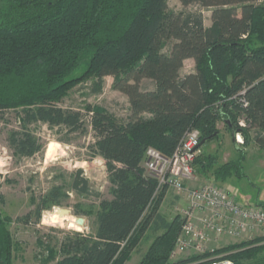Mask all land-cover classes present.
<instances>
[{"label": "trees", "instance_id": "trees-1", "mask_svg": "<svg viewBox=\"0 0 264 264\" xmlns=\"http://www.w3.org/2000/svg\"><path fill=\"white\" fill-rule=\"evenodd\" d=\"M178 1L210 11V26L201 13L169 11L166 0H0V122L14 113L18 126L8 133L9 150L17 159L41 154L44 144L31 130L39 124L63 134L62 144L91 131L87 149L104 161L110 185L106 199L77 170L17 219L37 223L44 211L66 206L70 193L97 202L95 210L73 206L75 216H93L92 232L64 242L57 264H126L148 233L154 237L138 264H204L213 257L242 264L264 249L262 237L169 261L180 225L158 213L166 190L155 194L157 182L142 167L146 150L169 157L192 129L208 142L219 123L237 132L244 118L245 145L264 151V0ZM187 60L194 71L182 74ZM106 77L128 99L124 122L91 106H60L89 80L100 93ZM235 168L220 167L216 180L239 177ZM7 222L0 213V264L13 259Z\"/></svg>", "mask_w": 264, "mask_h": 264}, {"label": "rangeland", "instance_id": "rangeland-1", "mask_svg": "<svg viewBox=\"0 0 264 264\" xmlns=\"http://www.w3.org/2000/svg\"><path fill=\"white\" fill-rule=\"evenodd\" d=\"M166 3L169 11L175 13H201L205 27L210 25V11L198 5L183 6L178 0H166ZM189 68L190 62L184 63L182 74L188 72ZM93 82L89 80L71 89L60 106L80 111H85V106H91L124 122L128 116L129 103L125 95L112 88L113 78H104L102 89L96 94L91 91ZM142 85L143 89L149 88L151 83L144 81ZM5 122H0V213L8 220L7 229L13 244L12 264H57L61 259V245L64 242L75 234L86 236L92 232L93 216H75L73 206L80 204L82 210L93 206L95 210L97 202L93 198L78 197L70 193L66 206L61 208L69 210L70 215L64 216L62 221L51 218L52 214H57L58 208L44 211L37 223L32 216L28 219V224L18 222L17 219L24 218L34 210V199H38L52 185L64 182L61 178L68 181V177L77 170L83 172L93 190L108 199L110 185L104 161L90 155L87 149L94 141L91 131L85 135H73L69 139L70 143L62 144L58 140L64 138L63 134H55L42 124L31 128L44 144L42 153L28 159H17L7 145L9 131L18 128L15 114H7ZM217 128V137L205 142L196 157L194 168L199 181H217L218 186L234 195L240 203L264 204V151L257 148L252 141L245 145L243 136L242 143L234 142L232 145L230 132L223 124L219 123ZM254 133L255 131H250L251 138ZM227 164H235L234 171L239 175L228 178L231 191L225 185L219 184L227 179L218 181L215 178V172ZM192 187L194 185L188 186ZM185 207V195L178 196L172 191H166L158 213L168 222H173L176 218L178 221V215ZM77 219L82 220V225ZM74 227L78 231H74ZM148 237V240L140 243L126 264L139 263L154 236L148 233ZM243 241L222 238L211 249L217 250ZM193 257L196 256L185 254L177 260ZM173 260L176 261L169 255V261ZM242 264H264V249L255 259Z\"/></svg>", "mask_w": 264, "mask_h": 264}, {"label": "built area", "instance_id": "built-area-1", "mask_svg": "<svg viewBox=\"0 0 264 264\" xmlns=\"http://www.w3.org/2000/svg\"><path fill=\"white\" fill-rule=\"evenodd\" d=\"M236 126L234 140L235 144H240L241 130L250 126L244 118L237 119ZM200 138V132L192 129L171 156L164 157L148 148L142 163L145 174L157 182L156 195L163 189L178 196L185 195L186 207L178 215L180 231L170 253L171 259H176L173 263L185 254L213 253L211 246L222 238L246 242L264 237V204L240 203L216 183L199 181L194 163L200 150ZM190 185L194 187L188 188ZM204 264L234 263L213 257Z\"/></svg>", "mask_w": 264, "mask_h": 264}, {"label": "water", "instance_id": "water-1", "mask_svg": "<svg viewBox=\"0 0 264 264\" xmlns=\"http://www.w3.org/2000/svg\"><path fill=\"white\" fill-rule=\"evenodd\" d=\"M229 123V122H228ZM229 126L230 128H233V125L229 123ZM237 132H233L231 131V135H232V138H233V141L235 142L234 138H235V134ZM211 137H214V135H212ZM210 139V138H207V139H203L201 142H200V145L199 146H202L203 144H205V142H207V140ZM56 213L58 214V216L60 217H64V216H68L70 215V211L67 210V209H61V208H58L56 209ZM78 221H80V225H82V220L81 219H77Z\"/></svg>", "mask_w": 264, "mask_h": 264}, {"label": "crops", "instance_id": "crops-1", "mask_svg": "<svg viewBox=\"0 0 264 264\" xmlns=\"http://www.w3.org/2000/svg\"><path fill=\"white\" fill-rule=\"evenodd\" d=\"M210 26V25H209ZM208 26V27H209ZM207 28V27H206ZM186 62H190V68H189V70H188V72H185L184 74H188V73H192L193 71H194V62L192 61V60H187V61H185V63ZM230 141H231V144L232 145H234V141H233V138H232V135H231V133H230ZM236 147V146H235ZM200 148H201V146H200ZM229 179H227L225 182H219V184H221V185H225V187L228 189L229 188V185H228V183H227V181H228ZM215 181V180H214ZM205 182V181H204ZM216 183H217V181H216ZM228 190H230L231 191V189L229 188ZM249 200V199H248Z\"/></svg>", "mask_w": 264, "mask_h": 264}, {"label": "bare ground", "instance_id": "bare-ground-1", "mask_svg": "<svg viewBox=\"0 0 264 264\" xmlns=\"http://www.w3.org/2000/svg\"><path fill=\"white\" fill-rule=\"evenodd\" d=\"M51 218L55 221H62L63 220V217L58 216V214H52ZM73 229H74V231H78L77 227H74Z\"/></svg>", "mask_w": 264, "mask_h": 264}]
</instances>
